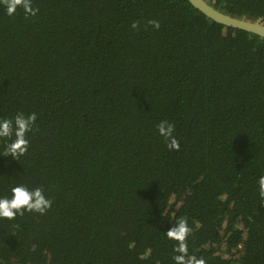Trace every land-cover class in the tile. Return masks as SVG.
I'll return each instance as SVG.
<instances>
[{"label": "trees", "instance_id": "obj_1", "mask_svg": "<svg viewBox=\"0 0 264 264\" xmlns=\"http://www.w3.org/2000/svg\"><path fill=\"white\" fill-rule=\"evenodd\" d=\"M207 1L264 24V0ZM31 3L0 5V119L36 115L0 198L52 203L0 220V264H175L182 217L194 261L264 264V39L187 0Z\"/></svg>", "mask_w": 264, "mask_h": 264}, {"label": "clouds", "instance_id": "obj_2", "mask_svg": "<svg viewBox=\"0 0 264 264\" xmlns=\"http://www.w3.org/2000/svg\"><path fill=\"white\" fill-rule=\"evenodd\" d=\"M0 5L11 16L15 14L18 8H23L28 15L35 16L37 9L32 7L31 0H0ZM155 27L159 24L152 22ZM136 27L135 24L132 25ZM36 121L35 113L25 117L22 113L17 114L13 120L0 119V138L15 137L10 143H7L4 153L0 156H11L14 160H19L28 151V140L26 134L31 131ZM159 133L165 138L170 149L178 147L176 139L173 137L174 126L162 121L158 126ZM259 196L264 200V175H261L257 181ZM51 200L46 198L41 189L29 190L24 185H16L11 189V197L0 198V220H13L17 215H23L25 211L44 214L51 207ZM191 232V228L185 218H179L175 226L166 232L168 238L179 242L175 249V264H204L201 260H193L188 256L185 241Z\"/></svg>", "mask_w": 264, "mask_h": 264}, {"label": "water", "instance_id": "obj_3", "mask_svg": "<svg viewBox=\"0 0 264 264\" xmlns=\"http://www.w3.org/2000/svg\"><path fill=\"white\" fill-rule=\"evenodd\" d=\"M195 9L199 10L205 16L214 22L227 28L241 30L250 34H254L264 39V24L256 21H248L233 17L217 10L207 0H187Z\"/></svg>", "mask_w": 264, "mask_h": 264}]
</instances>
